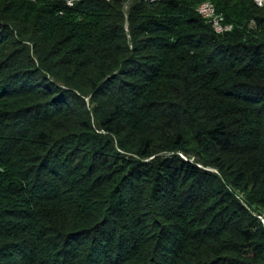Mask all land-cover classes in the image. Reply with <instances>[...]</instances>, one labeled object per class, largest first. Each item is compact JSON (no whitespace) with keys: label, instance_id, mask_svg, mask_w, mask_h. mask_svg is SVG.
Listing matches in <instances>:
<instances>
[{"label":"trees","instance_id":"trees-1","mask_svg":"<svg viewBox=\"0 0 264 264\" xmlns=\"http://www.w3.org/2000/svg\"><path fill=\"white\" fill-rule=\"evenodd\" d=\"M258 1L0 0V264H264Z\"/></svg>","mask_w":264,"mask_h":264},{"label":"bare ground","instance_id":"bare-ground-1","mask_svg":"<svg viewBox=\"0 0 264 264\" xmlns=\"http://www.w3.org/2000/svg\"><path fill=\"white\" fill-rule=\"evenodd\" d=\"M213 9H215L213 4H211L210 2H205V3H202L198 7L197 12L207 23H209L212 26L215 33L217 34V30L221 28L223 25H225V22L223 21V18L217 13L216 14L205 13L206 11H212ZM216 15H217V18H216ZM229 28L231 29V31L233 30L232 25H229ZM224 33H227V30H218V35L224 34Z\"/></svg>","mask_w":264,"mask_h":264},{"label":"built area","instance_id":"built-area-1","mask_svg":"<svg viewBox=\"0 0 264 264\" xmlns=\"http://www.w3.org/2000/svg\"><path fill=\"white\" fill-rule=\"evenodd\" d=\"M205 13H214V14H216V11H215V9H213L212 11H206ZM216 18H217V15H216ZM218 30H227V33L231 32V29L229 28V25H227V24L223 25ZM218 30H217V34H218Z\"/></svg>","mask_w":264,"mask_h":264},{"label":"rangeland","instance_id":"rangeland-1","mask_svg":"<svg viewBox=\"0 0 264 264\" xmlns=\"http://www.w3.org/2000/svg\"><path fill=\"white\" fill-rule=\"evenodd\" d=\"M258 2L261 4L262 3V0H259ZM262 223L264 224V219H263Z\"/></svg>","mask_w":264,"mask_h":264}]
</instances>
